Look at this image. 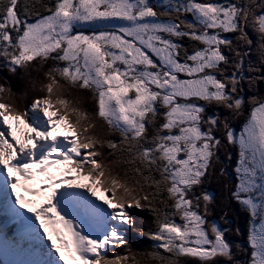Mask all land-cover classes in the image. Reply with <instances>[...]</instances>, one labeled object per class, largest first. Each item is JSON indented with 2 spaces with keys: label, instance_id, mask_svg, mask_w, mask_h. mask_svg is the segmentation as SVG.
<instances>
[{
  "label": "snow or ice",
  "instance_id": "6c2138e0",
  "mask_svg": "<svg viewBox=\"0 0 264 264\" xmlns=\"http://www.w3.org/2000/svg\"><path fill=\"white\" fill-rule=\"evenodd\" d=\"M4 70L42 93L21 109L0 82V209L27 256L5 264H264V0H0ZM228 146L248 247L208 219ZM129 230L152 247L133 250Z\"/></svg>",
  "mask_w": 264,
  "mask_h": 264
},
{
  "label": "trees",
  "instance_id": "16d2710c",
  "mask_svg": "<svg viewBox=\"0 0 264 264\" xmlns=\"http://www.w3.org/2000/svg\"><path fill=\"white\" fill-rule=\"evenodd\" d=\"M45 67L47 68L48 65H46ZM32 76L36 77V73L33 72ZM5 78H7V83L11 85L13 93L15 94L13 96V100L21 109L30 107L33 98L37 95L42 94L39 92V85H37L36 90L32 89L31 79L29 77L21 79L19 75H14L7 72L6 70L0 71V82H4ZM39 79H43L42 74L40 75ZM258 92L261 96H264V85H260V89H258ZM76 94L87 97V100L85 101L86 107H88L89 110H94V101H92L90 93L80 92ZM246 116L247 109L244 116L234 119V127L240 129ZM216 135L220 137V132H217ZM220 150L223 151L224 154L218 153L220 161L219 165L217 166V170L209 178V180L205 182L203 186L204 189L211 192L215 197V202L212 206L211 214L209 215L208 219L209 221L214 220L219 223L221 222L222 227H224L225 222L221 219V217L224 216L225 213H227L228 220H231L233 223H235V225L231 227L232 236L228 237V239L230 241H233L234 243H240L246 246L249 229V214L232 197V192L235 190V185L237 183V178L232 177V174L235 172L234 169L236 167L238 158L237 149H233L231 146H228L225 148H221ZM229 153L231 154V159L228 158ZM220 166H223L226 169V174L224 176L220 175ZM133 212L134 216L137 219L138 227H142L145 229L155 227L154 217L148 210L134 209ZM237 227L241 230L239 235L235 231ZM132 233V236L128 239L130 244L132 245L133 250H145L152 247L153 242L151 240L140 236L134 230ZM124 251V249H121L119 252L123 253ZM238 258L242 257L238 256Z\"/></svg>",
  "mask_w": 264,
  "mask_h": 264
},
{
  "label": "rangeland",
  "instance_id": "374dc122",
  "mask_svg": "<svg viewBox=\"0 0 264 264\" xmlns=\"http://www.w3.org/2000/svg\"><path fill=\"white\" fill-rule=\"evenodd\" d=\"M258 89H260V86H259ZM257 91H258V90H257ZM258 93H259V92H258ZM259 95H260V93H259ZM236 129H237V128H236ZM237 130H239V129H237ZM221 132H222V130H221ZM221 132H220V136H221ZM232 148L234 149V147H232ZM218 153H220V154H224V152L221 151V150H220ZM232 177L237 178L235 172L232 174ZM237 182H238V180H237ZM232 189H233V188H232ZM234 200H235V199H234ZM235 201H236V200H235ZM220 224H221V226H222V223H221V222H220ZM233 225H235V223H231V222L228 223V224L225 223V224H224V227H230V228H231ZM231 234H232V231L228 232V234H227V238H228V237H231V236H232Z\"/></svg>",
  "mask_w": 264,
  "mask_h": 264
}]
</instances>
